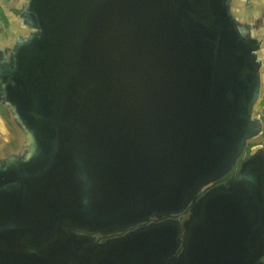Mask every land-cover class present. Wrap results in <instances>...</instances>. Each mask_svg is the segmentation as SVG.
I'll list each match as a JSON object with an SVG mask.
<instances>
[{
  "label": "water",
  "instance_id": "1",
  "mask_svg": "<svg viewBox=\"0 0 264 264\" xmlns=\"http://www.w3.org/2000/svg\"><path fill=\"white\" fill-rule=\"evenodd\" d=\"M260 2L0 0V264H264Z\"/></svg>",
  "mask_w": 264,
  "mask_h": 264
},
{
  "label": "rangeland",
  "instance_id": "2",
  "mask_svg": "<svg viewBox=\"0 0 264 264\" xmlns=\"http://www.w3.org/2000/svg\"><path fill=\"white\" fill-rule=\"evenodd\" d=\"M0 110L2 111L1 108H0ZM77 235L78 236H82V237H86V238H88L91 241L100 240L101 242H104V241L109 240L111 238L110 236L101 237V235H99V234H92V233H89V232H78ZM261 262L264 263V255H263L262 259H261Z\"/></svg>",
  "mask_w": 264,
  "mask_h": 264
},
{
  "label": "crops",
  "instance_id": "3",
  "mask_svg": "<svg viewBox=\"0 0 264 264\" xmlns=\"http://www.w3.org/2000/svg\"><path fill=\"white\" fill-rule=\"evenodd\" d=\"M253 1H254V3H252V4H258V2H259L260 0H253ZM260 4H261V5H264V0H261ZM252 6H253V5H252ZM6 134H7L6 129H5V127L3 126V124L0 122V143H1L2 141H4V138L6 137Z\"/></svg>",
  "mask_w": 264,
  "mask_h": 264
}]
</instances>
